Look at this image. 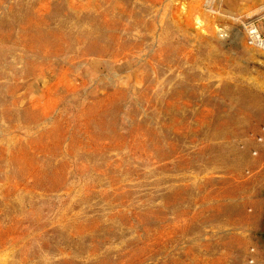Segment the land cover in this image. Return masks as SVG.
I'll return each instance as SVG.
<instances>
[{
    "label": "rangeland",
    "instance_id": "rangeland-1",
    "mask_svg": "<svg viewBox=\"0 0 264 264\" xmlns=\"http://www.w3.org/2000/svg\"><path fill=\"white\" fill-rule=\"evenodd\" d=\"M204 1L0 0V264H264V4Z\"/></svg>",
    "mask_w": 264,
    "mask_h": 264
},
{
    "label": "crops",
    "instance_id": "crops-1",
    "mask_svg": "<svg viewBox=\"0 0 264 264\" xmlns=\"http://www.w3.org/2000/svg\"><path fill=\"white\" fill-rule=\"evenodd\" d=\"M264 0H205L203 3L204 10L209 11L212 14H218L221 16V18H226L229 20H238L244 17L251 16L255 13H257L261 7H263ZM260 8V9H259ZM230 61L232 62V66H234V71H230V81H237L238 78H241V75H238V70L236 69V61L231 58ZM249 79V77H248ZM251 85L249 83H246L245 86L248 88H251L253 90H258L264 92V84L262 82L264 81H258L257 78H254L251 74ZM257 83H259L257 85ZM262 135H264V128H262ZM262 138H248V142H251L250 144H256L258 145L260 143V140ZM264 197V192H263ZM261 239L264 240V232L259 235ZM264 242V241H263Z\"/></svg>",
    "mask_w": 264,
    "mask_h": 264
},
{
    "label": "built area",
    "instance_id": "built-area-1",
    "mask_svg": "<svg viewBox=\"0 0 264 264\" xmlns=\"http://www.w3.org/2000/svg\"><path fill=\"white\" fill-rule=\"evenodd\" d=\"M260 19L263 22L262 27H263V32H264V14L260 16ZM242 26H243V30H244L247 40L250 41L249 44L254 47L264 49V39L261 38L260 32L255 26V24L253 22H243Z\"/></svg>",
    "mask_w": 264,
    "mask_h": 264
},
{
    "label": "water",
    "instance_id": "water-1",
    "mask_svg": "<svg viewBox=\"0 0 264 264\" xmlns=\"http://www.w3.org/2000/svg\"><path fill=\"white\" fill-rule=\"evenodd\" d=\"M235 31L232 32V34L234 33Z\"/></svg>",
    "mask_w": 264,
    "mask_h": 264
},
{
    "label": "bare ground",
    "instance_id": "bare-ground-1",
    "mask_svg": "<svg viewBox=\"0 0 264 264\" xmlns=\"http://www.w3.org/2000/svg\"><path fill=\"white\" fill-rule=\"evenodd\" d=\"M212 1V0H211Z\"/></svg>",
    "mask_w": 264,
    "mask_h": 264
}]
</instances>
